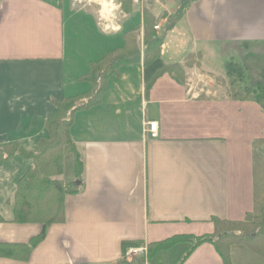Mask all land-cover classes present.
<instances>
[{
	"label": "crops",
	"instance_id": "crops-1",
	"mask_svg": "<svg viewBox=\"0 0 264 264\" xmlns=\"http://www.w3.org/2000/svg\"><path fill=\"white\" fill-rule=\"evenodd\" d=\"M181 6L143 0L126 14L120 6L74 7L72 0H0V148L35 150L55 103L88 92L79 78L90 63L121 49L125 35L142 26L144 10L172 16ZM220 50L264 57V0H193L157 62L122 67L101 103L74 117L71 135L84 173L80 193L65 198V222L48 228L27 261L0 258V264H180L190 244L131 263L122 262L123 246L214 236V219L242 221L252 213L254 142L264 139V108L192 94L189 84L225 78L214 68ZM190 55L199 66L184 67ZM176 64L184 68V84L165 74L146 91L155 70ZM146 121L158 123L157 139L144 140ZM31 163L16 155L0 167V243L26 244L43 230L12 222L17 182ZM230 256L231 264H264L245 245L233 246ZM181 264L224 260L206 242Z\"/></svg>",
	"mask_w": 264,
	"mask_h": 264
},
{
	"label": "trees",
	"instance_id": "trees-1",
	"mask_svg": "<svg viewBox=\"0 0 264 264\" xmlns=\"http://www.w3.org/2000/svg\"><path fill=\"white\" fill-rule=\"evenodd\" d=\"M192 1H184L172 16H162L166 21L159 32L155 30V27L162 17H157L150 11L144 10L142 26L125 35L124 46L108 53L99 61L90 63L88 72L79 78V81L90 85L88 92L55 103L54 112L46 120V136L38 140L35 150L28 151L19 144L5 145L0 148V167L16 155L32 162L17 182L12 203V222L43 226L41 234L32 238L29 243H0V258L27 261L32 250L46 238L48 228L65 222V198L68 195L80 193L84 173L81 155L71 135L75 115L101 103L109 80L118 77L122 67L141 62L145 66H150L157 62L161 57L167 33L183 18L185 10ZM132 7L133 0H122L121 10L123 12L130 14ZM141 29H143L142 44L138 40ZM194 57L193 55L188 56L184 67L199 66L197 61H191L195 59ZM242 60V63L226 62V79L219 78L218 80L229 84V94L232 100L251 101L264 108V57L249 53ZM249 60L255 62L256 70H259L258 80H253L250 75ZM165 74L181 84L186 81L183 66L167 65L155 70L147 83L146 91L157 78ZM262 146H264V139L254 142L255 206L252 213H249L242 221L214 219L216 226L214 236H175L163 242L151 244L148 246L147 258L152 259L158 253L170 250L177 244L187 243L190 244V250L181 260L183 262L192 249L206 242L216 245L224 264H231L230 250L235 245H245L264 257V153ZM68 155L73 156L74 181L65 183L60 177L64 174L65 159ZM32 189H39L38 193L42 191L41 196L35 193L36 199L40 201V204L36 206L34 203L30 205ZM4 222V218L0 215V223ZM138 245L140 243L124 244V252Z\"/></svg>",
	"mask_w": 264,
	"mask_h": 264
},
{
	"label": "rangeland",
	"instance_id": "rangeland-1",
	"mask_svg": "<svg viewBox=\"0 0 264 264\" xmlns=\"http://www.w3.org/2000/svg\"><path fill=\"white\" fill-rule=\"evenodd\" d=\"M106 1H110V0H106ZM113 1V5L114 8L112 9L113 11L115 10V6L118 7L120 6L122 9V0H111ZM134 1V0H133ZM184 0H166V5L167 8H169L170 10H174L176 8V6L178 5H182ZM134 5V3H133ZM91 7L93 6L95 9L102 11L103 7L102 5L95 1V0H86L83 2V5L80 8H84V7ZM111 10V12H112ZM123 16V15H122ZM253 54V53H252ZM220 57L217 59V62L214 63V68L215 70H219L218 72L220 74L226 75V70H225V63L227 61L231 60V56L232 58H234L233 60H235L236 62H243V58L246 55H249V53H247L243 58L241 57L240 53H233L232 55H228V53H226L225 51L220 50ZM257 55V54H255ZM260 56V55H258ZM263 57V56H261ZM195 59H191V61L196 62V57H194ZM219 60V61H218ZM255 62L249 60V67L251 68L250 70V75L252 76L253 80H258L259 79V70H256V65H254ZM219 78L221 79H226L222 78V77H214V78H207L204 81H200L199 79H195L194 81H190V88L192 89V94L197 93L199 94V96H208V97H224V96H229V84H225L224 82L218 80ZM74 162H73V156L72 155H68L65 159V168H64V174L60 177L61 180H63L65 183H68L69 179H72L74 176ZM39 192V189H32V197H31V201H30V205L32 203H34V205L36 206L40 201L36 199V194H40V196L42 195V191ZM36 193V194H35ZM40 204V203H39ZM41 204H43V202L41 201ZM43 206V205H42ZM258 257V256H257ZM135 256H132L129 258V260H126L125 258L122 260V262L124 261L125 263H131L133 261V259H135ZM259 259H261V261L263 260L262 258L258 257Z\"/></svg>",
	"mask_w": 264,
	"mask_h": 264
},
{
	"label": "built area",
	"instance_id": "built-area-1",
	"mask_svg": "<svg viewBox=\"0 0 264 264\" xmlns=\"http://www.w3.org/2000/svg\"><path fill=\"white\" fill-rule=\"evenodd\" d=\"M86 0H72L74 7H79L83 5V2ZM143 0H134L135 4L141 3ZM155 30H159V26L155 27ZM159 137V125L157 122L146 121L143 123V138L144 140L157 139ZM147 248L144 246L141 247H133L128 249L124 258L129 260L132 256H146Z\"/></svg>",
	"mask_w": 264,
	"mask_h": 264
},
{
	"label": "bare ground",
	"instance_id": "bare-ground-1",
	"mask_svg": "<svg viewBox=\"0 0 264 264\" xmlns=\"http://www.w3.org/2000/svg\"><path fill=\"white\" fill-rule=\"evenodd\" d=\"M101 4L105 7L106 11L107 10L110 11L112 8H114V6L109 1L106 0H103Z\"/></svg>",
	"mask_w": 264,
	"mask_h": 264
}]
</instances>
